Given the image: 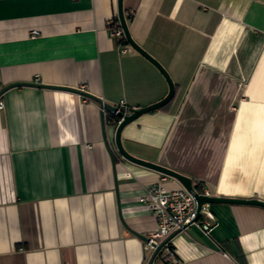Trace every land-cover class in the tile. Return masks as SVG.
<instances>
[{"label":"crops","instance_id":"1","mask_svg":"<svg viewBox=\"0 0 264 264\" xmlns=\"http://www.w3.org/2000/svg\"><path fill=\"white\" fill-rule=\"evenodd\" d=\"M123 2L134 40L176 86L125 128L127 151L211 195L264 200V0ZM117 15V0H0V90L38 77L129 109L162 100L163 74L110 35ZM0 100V264H148L153 250L127 227L154 231L139 198L179 182L124 161L92 99L19 86ZM212 209L210 233L191 224L170 242L177 263L153 264H264V208Z\"/></svg>","mask_w":264,"mask_h":264},{"label":"water","instance_id":"2","mask_svg":"<svg viewBox=\"0 0 264 264\" xmlns=\"http://www.w3.org/2000/svg\"><path fill=\"white\" fill-rule=\"evenodd\" d=\"M124 0H117V8H118V19L120 21V25L123 29L124 32V37L128 45H130L134 50L142 54L145 58H147L151 63H153L158 70L163 74L164 78L166 79L169 90L167 95L160 101L151 104L146 107L142 108H131L129 111H120L117 113L118 119L121 120V122L116 126L115 129V137H114V144L117 152L119 155L123 158L124 161L129 162L131 164H135L150 170H153L155 172H158L168 178H172L176 181H178L182 186H184L189 192L193 193L196 202H197V207H196V213H195V218L193 221L197 220L200 215V208L203 203H211V204H244V205H254V206H260L264 208V200H261L259 198H238V197H227V196H219V195H211V196H206L203 194H200L196 192V188L193 185L192 179L189 177L176 172L170 168H167L161 164L155 163V162H150L145 159L139 158L131 154L130 152L127 151V149L124 146L123 143V132L127 126H129L131 123H133L135 120H137L139 117L143 116L146 113L152 112L154 110L160 109L170 103L172 99L175 96V91H176V86L175 83L169 74V72L165 69V67L157 60L155 59L151 54H149L143 47H141L133 38L129 24L127 21V17L125 15V9H124ZM19 86H32V87H37V88H43V89H53V90H62V91H67L71 93H75L81 96H84L86 98L92 99L96 101L101 108H104L106 112H109L110 114L115 115L117 112V107L111 104H108L104 102L100 97L91 94L88 91H83L80 90L79 88H74V87H68V86H58V85H51V84H43V83H35V82H14L11 84H8L7 86H4L0 90V98L3 96V94L8 91L11 88L19 87ZM102 118H103V128H104V136L106 139V133H105V121H104V114L102 113ZM107 140V139H106ZM113 165H116L115 162V157L112 152V149L110 145L106 144ZM193 221L184 226L185 230L187 227H189ZM133 234L138 236L141 240H143L145 243L148 242V238L146 235L140 234L138 232H135L134 230H131L129 227H127ZM182 230H177L174 233H172L168 238H166L160 245L156 246V249L153 251V254L151 255L148 264H153L157 256L159 255V252L161 248L164 246L165 243L169 242L172 240V238L181 232Z\"/></svg>","mask_w":264,"mask_h":264},{"label":"built area","instance_id":"3","mask_svg":"<svg viewBox=\"0 0 264 264\" xmlns=\"http://www.w3.org/2000/svg\"><path fill=\"white\" fill-rule=\"evenodd\" d=\"M108 29L110 35L118 39L120 51L122 53L127 52L131 47L125 40L118 16L108 23ZM37 33V31H34L33 35H36ZM35 83H39L38 77L36 78ZM79 89L86 91L84 87ZM116 107V114H110L108 116L109 123H114L113 116H117L118 112L129 111V108L124 101H121ZM0 108H4V103L1 100ZM100 109L103 114H106L104 108L100 107ZM120 122L121 120L118 119L116 125ZM167 178L168 177L165 176L163 180L165 181ZM196 192L211 196V193L204 187L201 190L196 189ZM139 201L148 208L157 220L156 229L147 235L148 242L145 243L146 246L153 251L156 249V246L160 245L172 233L184 229V226L190 224L195 218L197 207L196 199L193 193L189 192L181 184L179 188L174 190L166 189L164 184L160 182L150 185L146 188L145 193L139 198ZM192 224L201 226L202 230L207 234L212 231L213 227L217 224V221L211 203L205 202L201 205L199 218L193 221ZM170 242L171 241L164 244L159 254L163 259L177 263L175 251ZM224 255L228 257L226 253H224Z\"/></svg>","mask_w":264,"mask_h":264},{"label":"trees","instance_id":"4","mask_svg":"<svg viewBox=\"0 0 264 264\" xmlns=\"http://www.w3.org/2000/svg\"><path fill=\"white\" fill-rule=\"evenodd\" d=\"M130 19H131V17L130 16H127V21H129ZM113 118H114V124H115V127H116L117 126L116 124H117V121H118V117L117 116H113ZM193 185H194V187L197 190H201L202 189V185L199 184L198 182L193 181ZM239 262L241 264H246V262H245V260H244L243 257H239Z\"/></svg>","mask_w":264,"mask_h":264}]
</instances>
